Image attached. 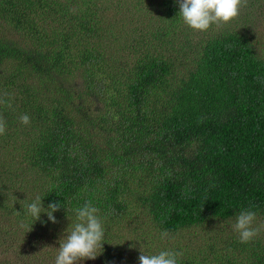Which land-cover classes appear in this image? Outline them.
Returning a JSON list of instances; mask_svg holds the SVG:
<instances>
[{
    "label": "trees",
    "instance_id": "1",
    "mask_svg": "<svg viewBox=\"0 0 264 264\" xmlns=\"http://www.w3.org/2000/svg\"><path fill=\"white\" fill-rule=\"evenodd\" d=\"M135 1L0 0V264H55L87 201L105 235L81 264H264V231L232 227L245 209L264 223V40L247 23L264 0L206 31L178 0ZM37 196L57 223L27 212Z\"/></svg>",
    "mask_w": 264,
    "mask_h": 264
},
{
    "label": "clouds",
    "instance_id": "2",
    "mask_svg": "<svg viewBox=\"0 0 264 264\" xmlns=\"http://www.w3.org/2000/svg\"><path fill=\"white\" fill-rule=\"evenodd\" d=\"M178 3L179 14L184 23L193 30L206 31L213 24L227 23L236 18L240 9L247 7L248 0H178ZM0 103H7L11 107L7 101L0 100ZM20 121L24 125L31 122L27 114L21 115ZM6 128V121L0 115V135L6 133ZM26 207L34 221L39 220L40 214L45 212L49 221L57 223L53 213L60 209L61 204L53 202L45 209L42 198L37 196ZM98 212L99 209L94 207L91 201L75 209L77 222L60 243L55 264H81L85 259L95 260L102 253L98 254V250H103L105 230ZM255 221L256 213L250 209L242 210L237 215L232 227L238 233L241 243L251 242L264 228V225L254 226ZM168 236L167 231L161 234L162 238ZM141 253L140 264H178V257L183 255V252L172 250H162L155 255H147L142 251Z\"/></svg>",
    "mask_w": 264,
    "mask_h": 264
},
{
    "label": "rangeland",
    "instance_id": "3",
    "mask_svg": "<svg viewBox=\"0 0 264 264\" xmlns=\"http://www.w3.org/2000/svg\"><path fill=\"white\" fill-rule=\"evenodd\" d=\"M117 3V11L118 12H123L126 13V15H129V11L134 10V7L137 6V2L135 0H121V2H118L117 0H111V4ZM143 7L146 5V3H143ZM260 11L259 9H256V11H253L254 14L258 15ZM257 17V16H255ZM250 23L251 26V30H255L253 31V33L257 36V38H259L260 40H264V18L255 20L254 16L251 15V18H248V22ZM257 223V222H256ZM256 223H254V226H256ZM258 225H264L263 222L258 223ZM261 230L264 231V229L262 228ZM222 233V232H221ZM227 236L225 234L221 235V237Z\"/></svg>",
    "mask_w": 264,
    "mask_h": 264
}]
</instances>
